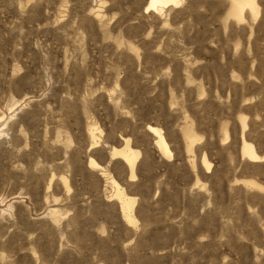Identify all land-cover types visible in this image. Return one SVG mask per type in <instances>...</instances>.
Instances as JSON below:
<instances>
[{
    "label": "rangeland",
    "instance_id": "1",
    "mask_svg": "<svg viewBox=\"0 0 264 264\" xmlns=\"http://www.w3.org/2000/svg\"><path fill=\"white\" fill-rule=\"evenodd\" d=\"M146 2L0 0V264H264V0Z\"/></svg>",
    "mask_w": 264,
    "mask_h": 264
},
{
    "label": "bare ground",
    "instance_id": "2",
    "mask_svg": "<svg viewBox=\"0 0 264 264\" xmlns=\"http://www.w3.org/2000/svg\"><path fill=\"white\" fill-rule=\"evenodd\" d=\"M177 0H147L145 8L148 10L153 11H160L164 7L170 6L173 3H176ZM178 3V2H177ZM244 6H248L252 11L254 9L253 0H232L230 13L234 15H239L241 13V10ZM147 130L153 134L155 138V145L158 149V151L161 153V155L165 156L166 158H171V151L168 147V144L166 143L161 129L154 127V126H147ZM244 150L249 155V157H253V154L250 152L248 147H245ZM118 154L122 157V159L129 165L131 173L130 176H133V165L135 162V153H133L131 150H129L127 147L124 148V150L119 151ZM202 163L206 168L210 167V163L206 161V159L202 158ZM115 195L118 197L120 201V207L121 211L123 213V216L127 219L130 217V210L132 207V201L127 197L125 194H123L119 189L115 190Z\"/></svg>",
    "mask_w": 264,
    "mask_h": 264
}]
</instances>
